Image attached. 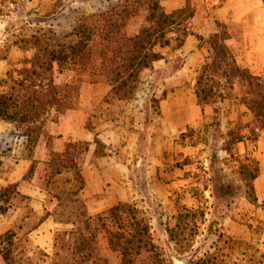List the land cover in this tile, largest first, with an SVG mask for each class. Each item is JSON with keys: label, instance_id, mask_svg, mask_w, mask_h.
Listing matches in <instances>:
<instances>
[{"label": "rangeland", "instance_id": "obj_1", "mask_svg": "<svg viewBox=\"0 0 264 264\" xmlns=\"http://www.w3.org/2000/svg\"><path fill=\"white\" fill-rule=\"evenodd\" d=\"M57 1L62 4L61 9L56 6ZM14 2L5 3L0 13V48L13 34L29 29L32 26L30 22L45 14L58 11L56 17L61 18L71 7L98 5L99 0ZM200 2L197 6V2L192 3L191 0L186 5L194 15L195 12L199 16L205 15V3ZM208 11L213 19L229 24L227 30L231 38L226 43L236 55L238 64L264 79L263 71L249 66L251 62L254 67L252 61L255 56L247 54V42L243 37L255 21L253 16L246 21H238L232 12L221 14L218 7L212 4ZM145 15L146 12L141 11L131 20L128 27L130 34L145 23ZM191 22L192 36L186 47H182V51L176 48L177 41L173 39L176 33L169 34L170 44L161 50L163 58L142 72L131 98L136 102L137 115L125 121L131 129H134L131 125L135 123L137 131L132 146L137 152L131 159L130 173L133 177L135 174L137 180L142 175L147 186L146 189L141 187L142 191L135 200L127 202L136 204L147 216L155 245V254L143 255L140 260L143 264H172L173 258L184 259V264H264V165H259L256 160L258 136L264 130L254 129L253 115L241 102V98L249 96L246 83L235 81L232 89L222 84L224 98H217L205 106L203 116L194 113L190 102L186 106L183 104L184 100L188 101V94L182 100L179 98L180 115L176 112L175 89L191 81L195 84L199 67L209 55L206 40L217 31L213 22L214 31L193 32ZM200 24L203 22L200 21ZM203 25L208 28L205 23ZM31 55L32 51L23 52L11 47L8 53L10 62L0 60V77L12 66L19 68L16 62L23 56ZM259 66L263 67L262 60ZM183 68L187 70L186 75H175ZM76 78H81V84L104 83L101 79L93 82L94 77L86 72L56 74L58 82ZM102 100L106 101L105 96ZM215 111L220 125L213 118ZM186 115L194 127L182 123L185 122L182 117ZM178 122H181L180 125H177ZM161 130L165 132L163 139L166 138V142L159 152L157 142ZM256 134L257 140L254 141ZM223 142L227 144V149ZM44 153L45 141L41 139L31 154L33 159H26L29 153L23 139H17L11 125L0 120V189L14 184L20 192L44 193L39 179L44 170ZM138 155L144 156L146 163L160 156L163 172L154 174L151 169L147 171L142 166L141 174L139 165H136ZM17 166L27 171L23 180L13 176ZM253 172L259 182L254 183L251 178ZM155 176L160 183L157 189L152 186ZM36 200L39 203L30 204L29 199L15 197L11 208L0 214V250L9 257L8 263H5L0 255V264H82L80 258L72 253V234L69 233L72 228L83 229L81 219H76L75 225L65 223L69 207L76 205L69 203L68 208L57 205V201L47 194L42 201ZM33 208L42 211L41 215ZM44 215H50L54 223L48 231L40 234L35 231ZM167 230L171 231L172 237ZM95 254L94 264H119L118 254L110 251L103 233L98 235Z\"/></svg>", "mask_w": 264, "mask_h": 264}, {"label": "trees", "instance_id": "obj_2", "mask_svg": "<svg viewBox=\"0 0 264 264\" xmlns=\"http://www.w3.org/2000/svg\"><path fill=\"white\" fill-rule=\"evenodd\" d=\"M8 1L15 3L0 0V13ZM56 6L61 9V2L57 1ZM141 11L146 12L145 23L131 35L129 24ZM57 13L30 22L29 29L13 34L0 48V60L4 61H9L11 47L32 51L30 57L23 56L16 62L19 68L11 65L0 77V120L11 125L17 139H23L29 153L26 159L32 160L31 154L39 141H45L47 153L39 177L42 189L57 205L65 208L69 203L76 205L69 207L65 223L75 225L76 219H81L83 226L82 230H69L73 255L82 264L89 261L94 264L97 238L103 233L110 251L118 254L119 264H143L140 258L155 254V245L148 218L136 204L119 201L93 217L83 208L82 164L90 142L69 141L62 151L52 149L46 124L78 106L82 83L81 78L58 82L56 74L86 72L94 77L93 82L101 79L109 86L106 101L129 100L135 94L142 72L163 58L161 50L169 46V34L176 33L173 38L177 41L176 48H181L192 34L189 26L194 12L188 5L166 12L159 0H99L98 5L71 7L61 18L56 17ZM214 22L217 31L206 40L209 55L201 64L194 84L197 105L203 113L205 106L224 98L222 84L232 89L235 81L244 82L249 96L241 98V102L253 115L254 129L264 130V79L237 63L236 55L226 43L231 38L229 24L216 19ZM213 118L220 125L216 111ZM86 127L90 129L88 122ZM93 143L94 156L104 155L105 145L96 134ZM223 145L227 149L225 142ZM256 176L255 172L251 174L252 179ZM18 195L14 184L0 189V214L11 208L12 200ZM167 231L172 237L171 231ZM0 255L8 263V254L0 250Z\"/></svg>", "mask_w": 264, "mask_h": 264}, {"label": "crops", "instance_id": "obj_3", "mask_svg": "<svg viewBox=\"0 0 264 264\" xmlns=\"http://www.w3.org/2000/svg\"><path fill=\"white\" fill-rule=\"evenodd\" d=\"M191 0H159L161 6L166 12H171L177 8H181ZM205 3L206 13L205 15H195L192 18L191 30L197 33H210L212 30V24L214 19L208 11L210 4L216 5L219 9V13L232 12L235 20L246 21L249 16H253L255 19L251 28L248 29L243 35L247 42V54L255 56L253 58L254 67L253 70H261L264 72V3L262 0H192L193 2ZM200 21L205 23L208 28ZM129 32V31H128ZM137 32V31H136ZM135 32V33H136ZM130 34V33H129ZM134 34V33H132ZM131 34V35H132ZM194 35V34H193ZM192 35L187 36L183 44V49L186 47L188 39ZM182 47L180 51H182ZM263 61V67L259 66V61ZM237 60V59H236ZM238 63V61H237ZM200 68V67H199ZM187 70L185 68L179 70L175 75H186ZM194 82L185 86H180L175 89L177 91L176 112L180 115L179 111V98L185 94L189 95L188 101L184 100L183 104L190 102L194 113H200L202 115L201 108L197 105L196 97L194 94ZM109 86L102 82L97 83H83L80 88L79 103L75 109L66 111L56 121H49L46 124V130L52 137V149L54 151H62L64 144L69 141H87L90 142L89 150L85 155L82 164V176L84 178V186L80 192V198L85 205V211L89 216H95L100 214L119 201H133L142 191L141 187L144 185L142 175L139 180L134 174V177L130 173L131 159L134 156L136 150H134L133 143L137 137L136 124L131 125L125 123L127 118L137 115L136 102L131 100H111L103 101L102 99L109 92ZM186 106V105H185ZM204 114V110H203ZM203 116V115H202ZM184 124L194 127L186 116L182 117ZM90 122V129H87L86 123ZM162 123V119L160 120ZM199 121L196 122V124ZM178 122L177 125H180ZM129 126V127H128ZM166 130V128H165ZM181 132V131H178ZM165 132L161 130V134L158 137V151H162L165 147V140L163 134ZM96 136L105 145V154L100 156H94L95 144L93 143V136ZM137 152V151H136ZM47 149L45 146L46 156ZM138 157L136 165H139V171L143 172L142 166L147 168V171L151 169L152 173L158 171L163 172V162L158 155L154 157L151 163H146V158L142 155ZM29 160V159H28ZM256 160L259 165H264V131H261L257 141ZM22 164V163H21ZM141 165V166H140ZM149 168V169H148ZM27 171H23L22 167L17 166L13 176L19 177V180H23L24 174ZM152 186L157 189L160 186L156 176L152 178ZM259 182L258 176L255 177L254 183ZM143 189V190H145ZM154 189V188H153ZM18 191V190H17ZM44 191V190H43ZM19 192L17 197H21L25 200H30L34 204L39 203L36 199L42 201L46 197L44 192H36L34 194ZM39 194V196H36ZM32 207V206H31ZM33 211L37 214L42 213L38 208H33ZM41 215V214H40ZM51 223H54L51 216L44 215L42 221L37 226V233L42 234L43 231L51 227Z\"/></svg>", "mask_w": 264, "mask_h": 264}, {"label": "water", "instance_id": "obj_4", "mask_svg": "<svg viewBox=\"0 0 264 264\" xmlns=\"http://www.w3.org/2000/svg\"><path fill=\"white\" fill-rule=\"evenodd\" d=\"M172 264H184V259L173 258Z\"/></svg>", "mask_w": 264, "mask_h": 264}]
</instances>
